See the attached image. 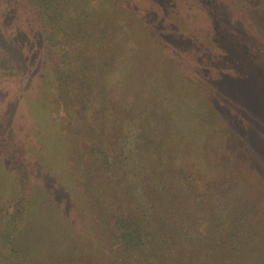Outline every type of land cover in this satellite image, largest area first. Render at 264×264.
<instances>
[{"label": "trees", "instance_id": "16d2710c", "mask_svg": "<svg viewBox=\"0 0 264 264\" xmlns=\"http://www.w3.org/2000/svg\"><path fill=\"white\" fill-rule=\"evenodd\" d=\"M6 1L0 0V4L6 6ZM53 1L40 0L42 22L47 20L45 12ZM97 3L89 8L93 10ZM82 7L83 20L91 18L89 30L93 34L81 43L87 54L83 59L80 56V62L69 60L64 50L59 57L51 50V42H58L62 36L61 27H38L45 34V50L50 53L43 60L42 70L44 78L53 81L45 85L48 113L53 104L57 116L63 115L60 121L57 116L48 117L62 138L61 172L74 179L73 190L66 198L69 201H64L65 193L58 194L61 183L54 174L45 188H27L28 193L16 205L18 210L5 214L0 210V233L10 261L264 264V167L253 165L238 149H223L226 152L217 158L220 149L211 147L210 136L200 122L183 130L189 119L172 120L168 114L172 105L185 104L184 99L171 97L167 83L169 77L180 75L194 61L203 63V69L197 67V94L204 98L214 79L206 73L207 65L216 66L213 52L228 50L248 59L245 69L251 73L246 78L264 98L262 45L253 43V53L261 56L256 60L250 52V39L241 36L247 24L240 21L237 28L226 32L219 22L225 20V14L217 13L220 19L215 22L221 27L217 26L213 43L211 34H204L195 48L184 44L182 54L172 61L176 71L154 70L148 77L145 68L133 74L128 69L124 92L132 99L127 105L119 104L108 99V94L114 95L116 82L106 84L111 63L116 60L115 41L93 31L92 10ZM241 8L248 15L245 21L252 18L256 24L264 45V0H245ZM7 9L12 22L11 15L21 12V5ZM29 13L34 16V9ZM15 23L11 28L21 31L22 26ZM72 46L78 48V43H70L69 49ZM154 81L164 82L170 95L166 109L161 110V103H157L163 93L150 89ZM13 145L18 160L34 157L36 163L43 164L26 141L14 140ZM20 147L25 155L17 150ZM10 153L11 149L0 145V161Z\"/></svg>", "mask_w": 264, "mask_h": 264}, {"label": "rangeland", "instance_id": "374dc122", "mask_svg": "<svg viewBox=\"0 0 264 264\" xmlns=\"http://www.w3.org/2000/svg\"><path fill=\"white\" fill-rule=\"evenodd\" d=\"M83 1L82 4L81 0H54L49 5V11L45 12V22L40 20V0H7L6 6L0 4V145L5 150L11 149L10 156H13L11 159L7 155L0 161V210L3 214L18 210L16 205L28 193L27 188H33L35 185L38 189L45 188L54 174V179L61 183L56 189L58 194L65 193L64 201H69L66 198L73 190L74 179L66 178L65 173L61 172L64 167L62 138L48 117L51 115L55 118L59 113L55 111L53 104L52 112L48 113L49 97L45 85L53 81L43 76V60L50 53L45 50V34L39 26L48 25L47 27L51 26L53 29L57 25L61 27L62 36L58 42H51V50L57 53V57L62 55L64 50L65 54L70 55L69 60L80 62V56L83 59L87 54L85 46L81 43L93 34L89 30L91 18L83 20L85 11L82 6L86 5L87 10H92L89 7L98 2L90 14L95 22L93 31L97 32L98 36L105 35L110 41H115L113 51L116 52V60L111 63L112 68L106 84L116 83L114 95L108 94V99L126 105L132 99L131 94L124 92L127 70L133 74L132 71L145 68L148 77L154 70L168 68L176 71L172 61L182 54L184 44L190 43L195 48L204 34H211L209 37L213 43L219 31L215 30L217 26L221 27L215 22L220 19L216 18L217 13L225 14V20L221 18L222 21L219 22L224 24L222 29L226 32L237 28L240 21L245 22L247 27L242 28L241 36L250 39V52L256 50L253 43L259 42L264 55L263 41L258 35L256 24L252 18L246 21L244 19V16H248L241 8L245 0ZM71 3L73 5L70 7ZM13 4H20L21 12L11 15V22L7 17V8ZM31 8L35 11L34 16L29 13ZM75 13L78 14L76 17ZM69 18L73 20L70 23ZM15 22L22 26L21 31L11 28ZM119 28L122 29L118 33ZM197 33L201 34L198 39ZM72 42H77L78 48L72 46L69 49ZM59 52L62 53L58 54ZM77 52L79 56L76 55ZM213 55L217 61L216 66L212 68L210 64L207 65L206 73L213 75L214 79L208 87L210 92L203 93L204 98L199 99L197 94L200 78L197 67L203 69V63L194 61L189 67L181 70V76L169 77L167 83L171 97L182 98L185 104L172 105L168 115L172 120L181 122L189 119L184 122L183 130L200 122L205 133L210 136L211 147L220 149L217 158L224 154L223 151L226 152L223 149H238L243 151L246 160L262 169L264 98L258 95L255 83L246 78L251 73L245 69L248 68V59L228 50L217 54L213 52ZM253 56L256 60L261 59V56L255 53ZM69 60L66 61L68 64ZM88 65L86 62L85 69ZM260 65L264 67L263 64ZM150 86V89L154 88V92L157 90L155 94L163 93L157 103H161V110L166 109L170 95L164 82L154 81ZM147 97H150V94ZM57 117L60 121L63 115ZM14 140L26 141L27 146L37 153L43 164L36 163L34 157H29L27 161L18 160L14 153ZM17 150L24 153L21 147ZM36 171L43 173L38 174ZM0 232L2 233L1 230ZM1 233L0 264H13L9 259V252H6Z\"/></svg>", "mask_w": 264, "mask_h": 264}]
</instances>
